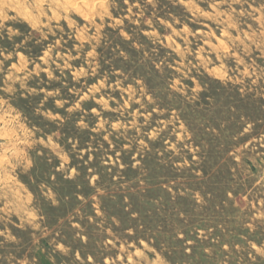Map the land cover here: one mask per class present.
Masks as SVG:
<instances>
[{
	"label": "rangeland",
	"instance_id": "rangeland-1",
	"mask_svg": "<svg viewBox=\"0 0 264 264\" xmlns=\"http://www.w3.org/2000/svg\"><path fill=\"white\" fill-rule=\"evenodd\" d=\"M0 264H264V0H0Z\"/></svg>",
	"mask_w": 264,
	"mask_h": 264
},
{
	"label": "bare ground",
	"instance_id": "bare-ground-1",
	"mask_svg": "<svg viewBox=\"0 0 264 264\" xmlns=\"http://www.w3.org/2000/svg\"><path fill=\"white\" fill-rule=\"evenodd\" d=\"M76 5V4H75ZM74 6V5H73ZM80 7V6H79ZM91 7V6H90ZM92 8V7H91ZM86 15V14H85ZM85 19V18H84Z\"/></svg>",
	"mask_w": 264,
	"mask_h": 264
}]
</instances>
